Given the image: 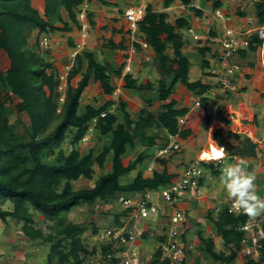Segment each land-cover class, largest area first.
Here are the masks:
<instances>
[{"label": "trees", "instance_id": "trees-1", "mask_svg": "<svg viewBox=\"0 0 264 264\" xmlns=\"http://www.w3.org/2000/svg\"><path fill=\"white\" fill-rule=\"evenodd\" d=\"M172 1L164 0L165 7ZM83 2L44 0V14L40 16L30 0H0V52L7 59V67L4 70L0 68V222L14 219L20 223V230L26 237L50 243L48 258L50 261L56 258L57 264H84L86 256H93L99 251L106 253L110 248L109 243H101L89 249L82 237L83 227L62 216L63 212L82 204L91 207L96 202H109L121 195L132 196L171 183L174 174L165 170L154 171L150 177H143L138 172L131 182H120L122 176L128 175L145 158L139 154L124 165L122 158L128 150L136 145H155L156 137L149 130L165 129L167 134H177L185 139L199 133L211 119L204 106L190 110L177 107L174 100L161 104L156 113L141 109L135 117L127 111L122 100L118 103V113L111 110L114 105L111 100L98 107L88 104L79 113L81 96L92 77L103 93L111 95L114 91L110 84L109 66L97 62L87 51L76 53L66 77L64 102L59 107L57 88L60 80L56 74L48 72L51 65L37 50L38 37L54 31H70L71 25L78 26L79 7ZM219 6V1L213 3L214 9ZM196 13L201 15L202 12L196 10ZM255 16L258 23H264V0L255 1ZM187 27L188 22L181 17L174 24L168 23L166 14L154 11L151 4H146L144 14L137 22L141 38L154 51L156 69L164 77L157 90L160 101L168 99L177 81L201 96L202 102L206 100L202 95L208 86L199 80L190 81V62L181 52L184 41L176 30ZM35 30L37 40L30 46L28 38ZM248 39V48L239 52L243 56L246 51L255 52L263 42L257 32H253ZM168 47L172 49V56L167 54ZM199 52L203 55L205 49L201 48ZM202 66L208 67V61L203 59ZM121 71L122 68H119L114 74L120 76ZM77 75L80 79L76 86H72L70 81ZM167 77H170L168 84L164 81ZM122 79L128 89L153 91L151 83L136 85V80L129 73L123 74ZM2 94L7 99L12 96L17 98L18 109L28 115L30 124L24 134L15 133L14 127L7 125L5 117L9 110ZM93 120L96 137L103 141L101 151L97 154L88 151L81 155L77 144L85 137ZM218 133H214L215 138ZM68 136L72 137L73 147L66 152L63 142ZM242 145V148L236 147L240 156L256 155V144L248 137L242 138ZM107 159L110 169L101 174L92 187L74 188L73 182L79 179L91 180L94 167L103 168ZM202 164L215 168L220 162ZM213 171L216 173L218 169ZM6 202L11 203V208H3ZM30 208L52 223L51 232L44 234L34 227V215ZM129 212L130 208L113 212L114 225L123 226ZM248 218L243 212L237 215L228 213L226 206L219 210L213 224L229 252H216L212 238H201L212 260L225 264L236 258L244 236L239 226ZM161 256L162 250L157 247L151 264H167V260L161 261ZM258 262L264 263V247Z\"/></svg>", "mask_w": 264, "mask_h": 264}, {"label": "crops", "instance_id": "crops-1", "mask_svg": "<svg viewBox=\"0 0 264 264\" xmlns=\"http://www.w3.org/2000/svg\"><path fill=\"white\" fill-rule=\"evenodd\" d=\"M202 1H204V6L201 5ZM216 1L220 2L221 11L223 8L224 12L222 14L225 15V19L223 20H214L211 17H205L209 14L207 6L212 7L210 0H192L191 2L173 0L168 7H165L164 0H156V2L148 3L152 5L154 11L164 12L166 14V21L170 24H174L175 20L180 17L186 19L188 22L187 28L177 29L176 31L181 35L183 30L187 31L188 36L185 38L182 37L184 44L181 52L190 62V81L199 80L208 86L207 91L202 95L206 98L205 102H202L200 99L201 96L196 95L195 91H189L180 81L176 82L173 93L167 100L160 101L157 99L159 83L164 77H161L156 69L154 51L149 46L143 48L139 43L134 41V39L138 41L144 40L141 38L138 29L136 31L131 30L130 24L125 17V11L131 7V0H86L85 4L79 7L78 26L71 25L70 31H54L41 34L38 37V44L42 40V37L46 36L48 38V42L50 43V50L47 56L48 62L52 70L53 68L57 69V72L55 71L53 73L58 77L61 76V79H63L62 76H65L69 72L76 53L83 51L91 52L97 62L108 65L111 72L110 84L114 88V91L111 95H107L100 88L102 95L111 101L115 99L117 101L119 98L122 99L126 103V109L127 103L132 102L136 103L140 110L146 109L152 113H156L161 104L174 100L177 107H187L190 110H194L203 105L209 111L211 116L210 122L202 127L199 133L196 135L191 134L185 139L179 136L177 137V143L180 145L178 151L182 153L184 161L176 159L174 156L171 157L170 155L172 153L167 156L155 158L157 150L165 142H168V134L165 129L149 130V133L156 137L155 145L151 147L136 145L133 149L128 150V153L129 151L132 152L131 157L129 156L131 161L139 154L145 156L141 164H138L129 173L132 179L138 172L143 177H150L154 171L161 172L163 170L169 174H174L173 179H175L181 174L189 162L198 159V153L203 149H207L209 142L212 141L217 147H222L225 152L226 139L231 138L232 145L234 146L232 153L225 154L224 159L215 168L205 165V177L200 182V191L194 195L188 194L177 202V205L184 209L187 214L182 240L187 246L186 250L189 257L184 264H201L203 261L207 264H210V262L224 264L220 261H211L212 258L205 251V244L201 239L212 238L214 251L227 254L219 247L220 245L225 247V245L213 224L219 210L225 207L230 200L224 191L221 192L218 189L217 183L220 180L219 176L222 175L221 165L226 166L227 164L236 163L240 160L245 161V167L256 176L257 194L261 198H264V40L255 52L251 53L246 51L244 56L238 53L229 60V63L238 66V70L233 76L234 88L231 90L224 89L221 85L220 80L224 74V62L220 59L219 44L217 41L222 35L224 25L232 27L247 37L260 29L261 37H264L262 36L264 35V23H258L255 16L256 0ZM30 2L32 7L38 11L39 15L43 16L45 7L44 0H30ZM233 6L240 7L244 10L246 17L238 21L230 15V9ZM196 10H200L202 12L201 15H197ZM250 11L254 15H249ZM62 14L63 17L66 16L64 12ZM249 21H252V23L254 21L255 24L250 26L249 24L251 22L249 23ZM57 26L60 27L61 24ZM205 26L212 27L210 36L205 37L203 34L200 35L201 32L200 34L196 32L200 29L204 30ZM190 29H195L196 33L190 32ZM33 32V41L36 42L37 31L35 30ZM202 37L207 39L204 40ZM195 39L201 43L199 44L197 42L196 44L195 41L197 40ZM28 44L30 45V40ZM201 48L205 49L203 55L199 52ZM167 54L172 56V49L170 47L167 49ZM196 58L198 60L197 62H195ZM203 59L208 61V67L206 68L202 66ZM64 62L68 64L64 66ZM119 68H122V73L120 76H116L114 72ZM125 73L132 75L136 80V85H147L151 83L153 91L126 88L122 79ZM77 76L79 77L77 79L78 82L80 75ZM164 81L168 84L170 77L165 78ZM66 82L67 80L65 78V85ZM90 83L99 86V83L95 82L93 77L90 79L87 87ZM197 102H199L198 105L196 104ZM216 131L219 133L215 138L214 133ZM162 136H164V140H162ZM244 137H248L256 144L257 152L254 157L240 156L238 150L236 151V147L239 146L242 148V138ZM218 140L223 141V143H219ZM154 148H156V152ZM124 159L122 158V163L127 165L130 161L124 163ZM149 166L152 167L151 171L147 170ZM215 169H218L216 173L213 171ZM121 178L120 182L123 184L132 181L131 179L122 182ZM134 195L138 197L140 193H135ZM166 211L169 212L168 207H166ZM253 219L264 220V214ZM165 220H167V216L162 218L161 224H164ZM143 223L148 225L146 221ZM152 225L154 226V224ZM156 227L159 230V225H156ZM147 239L149 240L150 238L137 241L139 248H143V241ZM161 239L162 237L160 236L152 239L156 248ZM225 249L229 252L227 247ZM238 256L240 255L237 254L236 257ZM243 261L247 264H256L255 260L245 258Z\"/></svg>", "mask_w": 264, "mask_h": 264}, {"label": "built area", "instance_id": "built-area-1", "mask_svg": "<svg viewBox=\"0 0 264 264\" xmlns=\"http://www.w3.org/2000/svg\"><path fill=\"white\" fill-rule=\"evenodd\" d=\"M146 5H137L127 8L125 11L126 20L129 22L131 30L136 31L137 22L142 18ZM214 15L223 18L219 9H215ZM193 32L192 29L189 30ZM261 37V36H260ZM143 48L147 47L144 41L135 40ZM219 44V55L224 62V74L221 78V85L224 89L234 88V74L238 70L236 64L229 63V60L237 55L241 50L247 49L249 39L243 33L234 30L232 27L223 26L222 35L217 40ZM48 38L45 36L39 46L46 47ZM197 105L199 102L196 103ZM93 120L92 126H95ZM182 122V119L179 120ZM177 134H168V142L160 147L155 158L167 156L180 149L177 143ZM84 139V138H83ZM221 148V147H220ZM210 160L202 158L195 159L188 163L181 174L173 179L170 184L158 189L145 190L138 197L119 196L118 202L124 209L130 208L128 217L124 225L117 227H104L96 234L98 241L109 243L110 248L106 253L100 251L93 256H86L84 264H151L153 252L144 255L139 248L137 241L144 236H153L154 231H159V236L163 238L158 247L162 250V260H167V264H184L186 262L187 246L182 240L184 225L187 221L186 211L177 205V202L188 194H197L200 191V182L205 177V167L202 163ZM219 162L220 159L214 161ZM148 170H152L149 166ZM203 169L200 175H195L197 170ZM169 208V212L166 211ZM227 212L230 214H240L241 211L235 208L234 202L230 199L226 205ZM219 210V209H218ZM167 216L164 224L162 218ZM142 221V222H141ZM146 221L148 223L144 224ZM264 220L248 218L240 224L239 229L244 232L240 242V253L243 257L250 260H258L264 247ZM154 224V226L152 224ZM127 224H129L127 226ZM152 225V227H149ZM159 225V230L156 227Z\"/></svg>", "mask_w": 264, "mask_h": 264}, {"label": "rangeland", "instance_id": "rangeland-1", "mask_svg": "<svg viewBox=\"0 0 264 264\" xmlns=\"http://www.w3.org/2000/svg\"><path fill=\"white\" fill-rule=\"evenodd\" d=\"M85 1L86 0H84L82 5L85 4ZM131 1L132 2L130 3L131 4L130 6H137L140 4L146 5V4L151 3V2H156V0H131ZM184 1L191 2L192 0H184ZM210 1L212 4V7L207 6L208 10H209V12H208L209 14L206 15L205 17H211L214 20H221V18L220 19L216 18L214 16V12H213L215 9H219L221 11V9H220L221 6L215 8L213 10V3L216 2V0H210ZM201 5L202 6L205 5L204 1H202ZM230 10H231L230 15H232L238 21L243 19V17H246V12L244 13V10H242L240 7L233 6ZM223 12L224 11L222 8L221 13H223ZM254 13L252 11H250L249 15L250 14L254 15ZM247 15H248V12H247ZM194 16H196V15H194ZM223 19H225V15H223L222 20ZM249 23H250L249 24L250 26L255 24L254 21H253V23H252V21H249ZM229 25L231 26V24H229ZM211 30H212V27L209 28V27L205 26L204 30L200 29L196 32L199 34L201 32L200 35L203 34L205 37H207V36H210ZM193 32H195V29L193 30ZM255 32H257L259 37L261 36L260 29L258 31H255ZM33 34H34V32H33ZM33 34L31 33V37H29L30 39L28 38L30 40L31 46H33L35 44V41H33V39H34ZM187 36H188L187 31L183 30L182 37L185 38ZM262 36H264V35H262ZM261 38H262V40H264V37H261ZM203 39L205 40L207 38H203ZM195 40H197V39H195ZM197 42H199V44L201 43L198 40L195 41L196 44H197ZM37 46H38L37 50L39 51V54L42 57H44L46 61H48L47 56H48V52L50 50V48H49L50 43L48 42V45L46 47H42V48L39 46V44H37ZM0 55H2V56H0V68L2 70H4L7 67V59L4 57L2 52H0ZM71 58H72V56H71ZM192 61H193V59H192ZM197 61L198 60L196 58L195 62H197ZM66 64H68V63L64 62V66H66ZM55 71L57 72V69L53 68V70H52L51 67L48 70V72H55ZM65 71H66V69H65ZM67 74L65 76H62L63 79H61V76L59 77V80H61V83L57 88V91L59 92V97H58L59 107L64 102V92H65V88H66V85L64 82H65V78L67 77ZM78 78L79 77L77 76L76 78H73L70 81L72 86L76 85ZM215 87H217V86H215ZM2 96H3V99L5 100L4 104L9 110V113L5 117L7 125L13 126L14 127L13 130L15 133L24 134L25 130L28 128V126L30 124L28 115L26 114L25 111H20L18 109L17 103L19 101L17 98L12 96V98L7 99L4 94H2ZM113 96H114V94H113ZM108 100H110V99H108ZM108 100L106 99L105 96L102 95L101 89L98 85H96L94 83H90L89 86L85 89L84 94H82V96H81L79 113H82L84 107L88 104L93 105L95 107H98L99 105L103 104L104 102H106ZM120 100H122V99L119 98L117 101H116V99L113 101L114 105L111 107V110H114L115 113H118L117 112L118 111V103ZM158 109H160V106L158 107ZM139 110H140V108L136 105V103H132V102L127 103V111L133 117H135L138 114ZM119 119H120V115H119ZM96 132H97V129L95 127H93L92 125H90L87 133L85 134L84 139H82V141L77 144V148L79 149L81 155L86 154L88 151H93L94 154H97L98 152L101 151L103 141L101 142L100 140L97 139V137H96L97 133ZM162 137H161L162 140H164L165 139L164 136H162ZM71 138H72L71 136H68L66 138V140L63 142V149L66 152H68L73 147L71 145V141H70ZM218 142L223 143V141H219V140H218ZM226 143L227 144L225 147L226 148L225 154L228 155V154L232 153V149L234 148V146L232 145L231 138H227ZM155 149L156 148H154V151H155ZM178 152H174L170 156L171 157L174 156V158L184 161L182 153H180V151H178ZM131 154H132V152H130V151H129V153L128 152L126 153V155L123 157V158H125L124 163L131 161L130 160ZM197 157L199 158V153H198ZM223 166L222 165L220 166L221 169H223ZM110 167H111L110 161H109V159H107L103 168H98L97 166L94 167L95 172H94L93 178L91 180L79 179V180L73 182L74 188L80 189V188L92 187L94 185L95 181L97 180V178L101 174L106 173L110 169ZM148 171H150V170H148ZM219 178H220V180H218V183H217L218 189H219V191L222 192V191H224L223 190V183H222V175H220ZM131 179H132V177L129 174L127 176L122 177L121 181L125 182V181H127V180L129 181ZM220 184H221V186H219ZM3 208H5V209L11 208V203L6 202L3 205ZM122 209H124V208L118 202V199H116V200L114 199V200H111L109 202H104V203L96 202L91 207H88L87 204H82L78 207H74V208L70 209L68 212H63L61 215L65 216L68 220H71L72 222L83 227L84 233H83L82 237H83L85 244L90 249L93 246L100 245V242L98 241L96 234L99 233V231L101 229H103L104 227H113L114 218H113L112 213L113 212H120ZM29 211L32 212L34 215V227L35 228L41 229L44 234L51 232V226H52L51 222L45 220L44 217L40 213L35 211L33 208H30ZM126 219L124 221H126ZM128 225L129 224H127V226ZM20 226H21L20 223H18L17 221H15L14 219H11V218H8L7 222H4V223L0 222V264H57L56 258L52 259L51 261L48 258V254L50 252V243H42L39 238L30 239V238L26 237V235H24L22 233V231L20 230ZM94 229H96V231H94ZM158 234H159V231L155 230L153 236H144L143 237V239L144 238H150V239L143 241V248L141 247V249H140L142 254L149 255L155 250V248H156L155 243L153 242L152 239H155L156 237H158L159 236ZM219 247H220V249H223L226 253H228V251L225 249V247L223 245H220ZM238 254L241 257L238 256L235 258L234 261L226 263V264H247V263H244V261H243V259H245V257H243L240 253H238ZM186 255H187L186 261H187V258L189 256L187 253H186ZM211 261H213V260H211ZM255 262H256V264L257 263L258 264H264V263L258 262V260H255ZM201 264H207V263L205 261H203ZM210 264H216V262H213V263L210 262ZM249 264H254V263H249Z\"/></svg>", "mask_w": 264, "mask_h": 264}, {"label": "clouds", "instance_id": "clouds-1", "mask_svg": "<svg viewBox=\"0 0 264 264\" xmlns=\"http://www.w3.org/2000/svg\"><path fill=\"white\" fill-rule=\"evenodd\" d=\"M223 151L221 147V151L216 152L215 155L220 156ZM223 159L221 158L219 162L221 163ZM202 171L203 169L197 170L195 175H200ZM222 183L224 192L234 202L237 210L252 218L264 214V198L257 194L256 176L245 167V161L240 160L224 166Z\"/></svg>", "mask_w": 264, "mask_h": 264}, {"label": "bare ground", "instance_id": "bare-ground-1", "mask_svg": "<svg viewBox=\"0 0 264 264\" xmlns=\"http://www.w3.org/2000/svg\"><path fill=\"white\" fill-rule=\"evenodd\" d=\"M209 146L207 147V149H203L200 153H199V157L204 159V160H218L221 158H224L225 156V152L223 151L222 154L220 156H216L215 153L216 152H220L221 148L217 147V145H215V143H213L212 141L209 142L208 144Z\"/></svg>", "mask_w": 264, "mask_h": 264}]
</instances>
